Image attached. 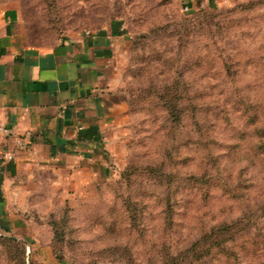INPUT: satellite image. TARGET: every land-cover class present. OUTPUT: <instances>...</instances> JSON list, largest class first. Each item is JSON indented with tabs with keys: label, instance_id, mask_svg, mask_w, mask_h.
<instances>
[{
	"label": "rangeland",
	"instance_id": "374dc122",
	"mask_svg": "<svg viewBox=\"0 0 264 264\" xmlns=\"http://www.w3.org/2000/svg\"><path fill=\"white\" fill-rule=\"evenodd\" d=\"M0 5L18 12L26 40L39 46L121 18L134 35L149 34L131 56L152 52L143 68L153 71L150 80L182 83L176 115L130 106V133L113 157L111 180L64 202L49 199L43 182L35 209L19 216L30 232L52 249L65 227L55 249L70 264H264V0L194 13L182 0ZM166 60L173 65L162 73ZM139 83L131 76L128 89ZM31 253L0 223V264H30Z\"/></svg>",
	"mask_w": 264,
	"mask_h": 264
},
{
	"label": "crops",
	"instance_id": "0c3cea01",
	"mask_svg": "<svg viewBox=\"0 0 264 264\" xmlns=\"http://www.w3.org/2000/svg\"><path fill=\"white\" fill-rule=\"evenodd\" d=\"M223 1L237 0L182 4L194 13ZM133 35L125 20L113 18L64 32L46 46L30 44L18 12L0 5V223L25 239L30 264H70L19 217L35 209L43 182L49 199L64 202L115 176L113 157L132 119Z\"/></svg>",
	"mask_w": 264,
	"mask_h": 264
},
{
	"label": "trees",
	"instance_id": "16d2710c",
	"mask_svg": "<svg viewBox=\"0 0 264 264\" xmlns=\"http://www.w3.org/2000/svg\"><path fill=\"white\" fill-rule=\"evenodd\" d=\"M200 10L201 9L197 10L196 12ZM148 37H149V34L148 35H133L132 36V46H131L132 53L137 51L138 48L144 49V47L147 45L145 41L148 39ZM150 53L152 54V52ZM150 53L147 54L146 56L134 55L131 58L132 66L134 65V67L133 68L132 66L130 67V75L132 76L133 79L141 81V83H139L137 87L130 86V88L128 89L130 106L133 103L139 105L141 108H145L146 105L147 107H149L150 105L151 108H154V106L155 108L160 106L162 108H165L167 112L172 113V115H176V114H173L174 113L173 111H176V108H175L176 100L179 99V95L181 94L182 83L178 80L176 81L173 80L172 82L167 84V83H163V80H162V83L158 84L154 82L153 80H150V78L154 77L152 76V74H150V73H153V71H149L146 69L144 72V69H145L144 66L150 64L149 61L153 62L152 60L154 59L153 54L149 57ZM171 62H172L171 60H168V61L166 60L165 62L163 61L162 63H160L162 67L160 71L162 73H163V69H167L169 71L170 69L166 67H171L173 65V63ZM156 66H158V64H156ZM175 120H179V117L176 116ZM56 228H57V231H59L58 225H56ZM60 229H61L60 235L62 234L64 238L65 227H62ZM57 234L58 233L56 232L54 234L55 239L53 240L54 247L52 248V252L56 255H61V251L55 249V244H61V243L64 244L65 240H63V238H61V240H58L59 237L56 238ZM206 238H208V236H206ZM10 239L13 241H16L13 238H10ZM217 245H220V243ZM171 259L173 260L174 258L170 257V260ZM164 263L169 264V260H166Z\"/></svg>",
	"mask_w": 264,
	"mask_h": 264
},
{
	"label": "built area",
	"instance_id": "2783aa9c",
	"mask_svg": "<svg viewBox=\"0 0 264 264\" xmlns=\"http://www.w3.org/2000/svg\"><path fill=\"white\" fill-rule=\"evenodd\" d=\"M184 10H187V8L184 7ZM16 143H17V145H18L19 147H22V145H23L22 141L19 140V139L16 140ZM5 157H7L8 159H10V158L12 157V154H11V153H8V154L5 155Z\"/></svg>",
	"mask_w": 264,
	"mask_h": 264
}]
</instances>
